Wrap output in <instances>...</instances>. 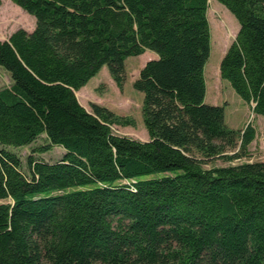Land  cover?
<instances>
[{"label": "trees", "instance_id": "obj_1", "mask_svg": "<svg viewBox=\"0 0 264 264\" xmlns=\"http://www.w3.org/2000/svg\"><path fill=\"white\" fill-rule=\"evenodd\" d=\"M11 1L35 24L0 40V264H264V161L243 160L255 128L205 102L208 0ZM217 1L239 24L220 77L264 120V0ZM146 50L142 141L75 91L103 66L121 89L126 58ZM41 135L33 153H64L28 155L26 175L5 147Z\"/></svg>", "mask_w": 264, "mask_h": 264}, {"label": "rangeland", "instance_id": "obj_2", "mask_svg": "<svg viewBox=\"0 0 264 264\" xmlns=\"http://www.w3.org/2000/svg\"><path fill=\"white\" fill-rule=\"evenodd\" d=\"M210 22V53L204 65L203 73L206 81L205 102L222 105L224 107V119L228 126L234 129H242L251 123L255 128V138L248 145L249 157L247 160L264 161V133L263 116L254 114L247 105L232 89L229 83L221 79L219 74V62L229 44L235 38L239 24L228 9L217 0H208ZM35 19L11 0H2L0 4V40L7 39L18 28L32 30ZM224 40V44L221 41ZM220 41L223 47L220 45ZM150 52V51H146ZM148 54L130 56L125 60L126 79L120 89L115 84L106 66L89 79L86 86L76 91L78 101L88 110L91 103L98 104L113 113L133 119V125L111 126L115 134L131 137L138 140H148L146 129L142 122L141 104L142 93L133 87L134 80L138 77L139 70L150 59ZM11 79L9 73L0 66V88L9 86ZM45 143L44 135H41L30 145L5 148L14 152L21 161V170L27 175V157L33 155L36 159L53 162L61 158L64 153L60 146H53L50 150L33 153L32 148ZM217 165L234 164V161H214Z\"/></svg>", "mask_w": 264, "mask_h": 264}, {"label": "crops", "instance_id": "obj_3", "mask_svg": "<svg viewBox=\"0 0 264 264\" xmlns=\"http://www.w3.org/2000/svg\"><path fill=\"white\" fill-rule=\"evenodd\" d=\"M211 1V0H210ZM209 9V8H208ZM207 17H208V20H209V11L207 10ZM210 23V22H209ZM31 31V30H30ZM147 51V50H146ZM144 52V53H146V54H148L147 56H150L151 58L150 59H153V58H156L157 57V55H156V53H154L153 51H150V50H148V51H150V52ZM143 54V53H142ZM149 60V59H148ZM147 60V61H148ZM86 85H84L83 87H81L80 89H82V88H84ZM75 93H76V91H75Z\"/></svg>", "mask_w": 264, "mask_h": 264}]
</instances>
